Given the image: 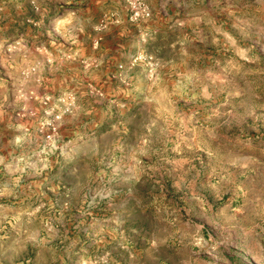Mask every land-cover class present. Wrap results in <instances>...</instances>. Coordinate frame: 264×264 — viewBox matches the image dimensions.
Here are the masks:
<instances>
[{
  "label": "clouds",
  "instance_id": "obj_1",
  "mask_svg": "<svg viewBox=\"0 0 264 264\" xmlns=\"http://www.w3.org/2000/svg\"><path fill=\"white\" fill-rule=\"evenodd\" d=\"M0 264H264V0H0Z\"/></svg>",
  "mask_w": 264,
  "mask_h": 264
}]
</instances>
